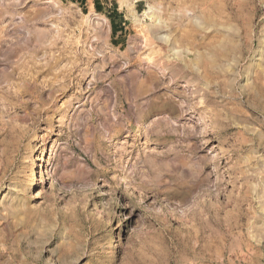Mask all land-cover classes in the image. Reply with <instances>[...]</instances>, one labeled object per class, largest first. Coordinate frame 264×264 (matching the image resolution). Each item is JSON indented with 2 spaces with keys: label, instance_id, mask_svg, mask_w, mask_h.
Segmentation results:
<instances>
[{
  "label": "rangeland",
  "instance_id": "obj_1",
  "mask_svg": "<svg viewBox=\"0 0 264 264\" xmlns=\"http://www.w3.org/2000/svg\"><path fill=\"white\" fill-rule=\"evenodd\" d=\"M0 264H264V0H0Z\"/></svg>",
  "mask_w": 264,
  "mask_h": 264
},
{
  "label": "trees",
  "instance_id": "obj_2",
  "mask_svg": "<svg viewBox=\"0 0 264 264\" xmlns=\"http://www.w3.org/2000/svg\"><path fill=\"white\" fill-rule=\"evenodd\" d=\"M114 27V26H113Z\"/></svg>",
  "mask_w": 264,
  "mask_h": 264
}]
</instances>
